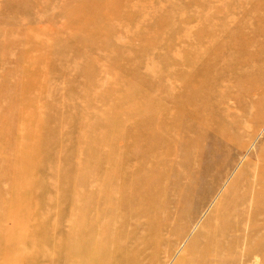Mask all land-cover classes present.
I'll use <instances>...</instances> for the list:
<instances>
[{"label":"rangeland","instance_id":"1","mask_svg":"<svg viewBox=\"0 0 264 264\" xmlns=\"http://www.w3.org/2000/svg\"><path fill=\"white\" fill-rule=\"evenodd\" d=\"M255 1L0 0V264H49L82 229L118 264H264ZM155 171L160 191L140 188Z\"/></svg>","mask_w":264,"mask_h":264},{"label":"bare ground","instance_id":"2","mask_svg":"<svg viewBox=\"0 0 264 264\" xmlns=\"http://www.w3.org/2000/svg\"><path fill=\"white\" fill-rule=\"evenodd\" d=\"M264 7V0H256L255 2L251 3V4H248L246 6V10H247V17L248 15L250 14H253L254 12H257L259 10H261V8ZM259 16V14H256ZM258 20H264V16L261 17L259 16L258 18H254V21H258ZM248 27L251 28L253 26L252 23H248ZM249 39V43L252 42V39L248 38ZM213 75L209 76L210 78H212ZM217 77V75H214ZM205 91V90H204ZM203 91V92H204ZM181 98V96H180ZM182 99V98H181ZM177 100V99H176ZM184 100V99H183ZM187 100V99H186ZM181 102V101H180ZM188 102V101H187ZM10 117V115H8ZM8 118V117H6ZM7 120V119H6ZM11 121H12V118H11ZM6 122V121H5ZM3 123V122H2ZM180 123V122H179ZM1 127H2V124H1ZM3 128V127H2ZM153 136L155 137V140L158 144V142H160L162 139H163V134L166 130H163V129H154L153 130ZM12 132V131H11ZM10 133V132H9ZM2 136H0V140L4 138V135L1 134ZM8 140H9V136H7ZM5 138L4 141L7 139ZM12 138H13V135H12ZM170 140L172 142H174V139L169 137ZM177 138V137H176ZM18 137L15 138V140L17 141ZM13 141V140H12ZM15 141V142H16ZM108 146V145H107ZM26 149V147H25ZM25 149H23L25 152H24V155L22 156V158L20 159V164H18L19 166H17V170L15 171V176H16V180H19L20 181V178H23L24 175H22V170H26V167L24 164V162H27L29 164L32 163L33 166H35V163L37 162V160L33 158V156L31 154H29ZM160 153H164L165 150L164 149H161L159 150ZM167 153H170V151H168ZM93 152H90L89 153V156H92ZM16 156V155H15ZM14 157V156H13ZM17 159H18V156H17ZM23 159V161H22ZM14 161V159H13ZM14 164V163H13ZM11 165V164H10ZM37 165V164H36ZM84 165V164H83ZM82 164H80L79 168L83 166ZM156 173L154 174V177H152L151 179H154L152 182H148V183H145V184H142L140 188L144 187V186H148L149 188H154L153 189V192H159V188H160V184L161 182H165L166 180V175L164 173H161L159 171H155ZM133 174L131 173V171L129 173H127L125 176V178H129V177H133L132 176ZM258 176V175H257ZM13 177V176H12ZM255 177V176H254ZM239 179L241 180V176H239ZM254 179V178H253ZM67 185L64 183L65 187L67 190H73L74 189V192L80 190V185L79 187L76 186V185H73L71 183L72 186H68L70 185V183L68 181H66ZM83 185V184H82ZM83 187V186H82ZM62 188V187H61ZM66 191V190H65ZM13 197L10 201H12L13 203L17 204L19 202H21V200L24 198V194H16L15 193V188L13 189ZM103 192V191H102ZM128 198H126L125 200H127ZM125 200H120V198L117 200V206L119 207H123L122 206V203L125 202ZM28 203V202H27ZM26 203V204H27ZM82 203V202H81ZM237 204V203H236ZM79 205V208L83 207V205L81 204H78ZM93 206V205H92ZM238 206H239V203H238ZM88 209L91 208L90 204L87 206ZM260 203L259 205L258 204H255V206L251 207V208H254L255 210L253 211L252 215H251V220L254 222V223H257V221H259V219H261L260 217ZM8 206H7V203L4 204V207H3V210L7 209ZM250 209V208H249ZM249 216V215H248ZM250 217V216H249ZM248 217V218H249ZM39 230L37 231H40V228H38ZM8 231L11 230V228H8L7 229ZM88 229H82L76 236H72V237H68L69 239L73 240V246H70L69 248H62L61 247V250H58V246L55 245L56 242H55V254L53 255V257L51 258L50 254V263L49 264H118L116 262L113 261L112 259V256H113V249L115 246H117V244L115 245H112V247H108L104 242L100 241V240H95V238L91 237V235H87L88 233ZM51 233V232H50ZM5 234H7V236H9L11 234V232H5ZM40 235H41V232H40ZM49 235V234H48ZM47 235V236H48ZM61 235V233H60ZM86 235V237H85ZM199 234L196 236L198 237ZM62 237L63 238H66L67 235L66 234H62ZM90 237V238H88ZM259 237V236H258ZM256 238L257 241L260 242L261 240V237L260 238ZM40 238V237H39ZM49 238V236L47 237ZM51 238V237H50ZM93 238V239H92ZM24 239V238H23ZM38 239V238H37ZM47 240V239H46ZM37 241V240H36ZM35 241V242H36ZM40 241V239L38 240ZM41 241H42V238H41ZM40 241V242H41ZM53 242V240H52ZM39 243V242H37ZM42 243H39L38 246H40ZM53 245V244H52ZM194 245L195 247L198 245V243L196 244V241H194ZM42 246V245H41ZM45 246V245H44ZM32 247V246H31ZM47 247V246H46ZM258 247V246H257ZM52 248V247H51ZM24 249V248H23ZM40 249H42L40 247ZM186 252H189L190 251V242L187 244L186 246ZM43 250V249H42ZM50 250V249H49ZM48 250V251H49ZM112 252H111V251ZM27 250H22L21 252H19V255L20 257L23 258H26V263L25 264H38V260H40V258H38L36 255L35 256H32V255H28V252L26 253ZM38 251V250H37ZM44 251H47L45 248H44ZM42 251V252H44ZM53 251V250H51ZM39 252V251H38ZM36 252V253H38ZM186 252L182 255V257H185L186 256ZM194 252H195V249H192L191 248V257L188 256L187 257V260L190 262L189 264H207V261L203 258L200 261L198 262H195V255H194ZM49 252H46V254L48 255ZM262 253V252H261ZM9 254L14 255L12 252H10ZM45 254V256H46ZM2 255V254H1ZM44 256V260H45V257ZM48 257V256H47ZM43 259V258H42ZM41 259V260H42ZM43 260V261H44ZM199 260V259H198ZM254 260V263L256 264V258L253 259ZM42 261V262H43ZM112 261V263H111ZM180 264H188L187 261H183L181 258L179 260ZM11 262V261H10ZM40 262V263H42ZM114 262V263H113ZM44 263V262H43ZM42 263V264H43ZM48 263V262H47ZM10 264V263H9ZM13 264V263H12Z\"/></svg>","mask_w":264,"mask_h":264}]
</instances>
